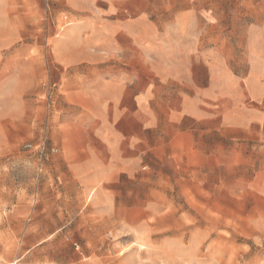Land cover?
I'll use <instances>...</instances> for the list:
<instances>
[{
    "label": "rangeland",
    "instance_id": "obj_1",
    "mask_svg": "<svg viewBox=\"0 0 264 264\" xmlns=\"http://www.w3.org/2000/svg\"><path fill=\"white\" fill-rule=\"evenodd\" d=\"M255 35L264 0H0V264H264V133L177 114L229 46L264 117Z\"/></svg>",
    "mask_w": 264,
    "mask_h": 264
},
{
    "label": "crops",
    "instance_id": "obj_2",
    "mask_svg": "<svg viewBox=\"0 0 264 264\" xmlns=\"http://www.w3.org/2000/svg\"><path fill=\"white\" fill-rule=\"evenodd\" d=\"M239 47V43L236 44ZM242 59L248 61L250 72L252 67H258L261 75L254 78L251 74L246 81V91H243V102L258 100L264 97V40L256 35L245 41ZM235 50L226 46L221 53L216 49L206 47L202 58L208 60L206 64L210 77L209 85L203 89L189 87L187 93L180 95V100L187 102V106H180L177 111L178 124L182 120H192L201 123L200 132H219L221 135H232L234 133L261 134L264 133L260 113H241L239 105L235 100V85L238 83L230 65L226 66L225 60H234ZM219 60V62H218ZM223 60V61H221ZM224 62V63H222ZM264 113V112H263ZM44 147L40 153L43 154ZM57 152V149H52ZM41 158L43 156L41 155ZM42 164L40 163V168Z\"/></svg>",
    "mask_w": 264,
    "mask_h": 264
},
{
    "label": "built area",
    "instance_id": "obj_3",
    "mask_svg": "<svg viewBox=\"0 0 264 264\" xmlns=\"http://www.w3.org/2000/svg\"><path fill=\"white\" fill-rule=\"evenodd\" d=\"M26 147H30V145H26Z\"/></svg>",
    "mask_w": 264,
    "mask_h": 264
}]
</instances>
